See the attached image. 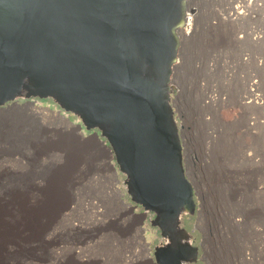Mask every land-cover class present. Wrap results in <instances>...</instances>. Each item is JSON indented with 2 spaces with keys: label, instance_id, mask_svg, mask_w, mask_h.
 <instances>
[{
  "label": "rangeland",
  "instance_id": "374dc122",
  "mask_svg": "<svg viewBox=\"0 0 264 264\" xmlns=\"http://www.w3.org/2000/svg\"><path fill=\"white\" fill-rule=\"evenodd\" d=\"M192 3L194 20L190 36L183 37L176 74L177 109L201 215L183 221L200 247L204 260L199 264H264V65L256 67L257 60L264 63V50L237 44L236 30L220 28L222 0ZM243 54L249 61L242 62ZM225 58L235 68L224 67ZM254 90L262 105L254 100ZM212 93L223 96L218 114L202 103ZM72 138L24 112H0V221L7 219L18 229L19 241L6 259L124 264L135 253L136 264H150L142 259L145 254L154 258V247L164 241L159 229L142 219L141 207L131 211L121 205L112 188L125 202L130 197L114 158L109 160L117 177L99 164L107 158L100 147L92 151L78 145L76 140H84L76 131Z\"/></svg>",
  "mask_w": 264,
  "mask_h": 264
},
{
  "label": "water",
  "instance_id": "95a60500",
  "mask_svg": "<svg viewBox=\"0 0 264 264\" xmlns=\"http://www.w3.org/2000/svg\"><path fill=\"white\" fill-rule=\"evenodd\" d=\"M192 1L0 0V110L51 99L95 130L164 238L153 264L204 260L183 225L200 209L173 97Z\"/></svg>",
  "mask_w": 264,
  "mask_h": 264
},
{
  "label": "bare ground",
  "instance_id": "6f19581e",
  "mask_svg": "<svg viewBox=\"0 0 264 264\" xmlns=\"http://www.w3.org/2000/svg\"><path fill=\"white\" fill-rule=\"evenodd\" d=\"M192 5L193 3L191 4V7L193 11H195L194 6ZM193 20H194L193 14H190L188 17L189 27L182 30V36L184 38H187L188 36H190L188 31H190V28L192 25L191 23ZM220 21H221L220 24H222L220 28L222 30H236L232 36H234L233 40L237 42V44L244 43L245 45L247 43H250L252 46L257 47V49L260 48L264 50V0H222V7L220 9ZM244 45L242 44V48ZM227 59L228 58L224 59L223 66L228 67V68L231 67V69H233V67L235 68V66H233L234 64L231 65L230 61ZM248 59L249 58L246 57L244 54L241 57L242 62L243 61L247 62L249 61ZM256 62H257L256 67L258 69L263 67L264 65L263 61L257 60ZM181 64L182 63H178L175 66V69L178 70ZM255 90L253 91L254 96H255L254 100L256 99L255 101H257L258 105H260V103L262 105V102H260L259 100L262 98L260 95H258L255 92ZM248 98L249 97H247L244 100L245 104L248 102L247 101ZM222 99H223V96H219V95L217 96L214 93L206 94V97L202 99V103H203V106L205 105L206 107L213 109L216 112V114H218V112L220 113L219 105L220 103H222ZM6 111H12V112H17V113L21 111L34 118H40L42 120H45L48 125L59 127L63 132L68 134L70 138L73 137V133L76 131L82 137V141L84 140L88 142L84 143V141L80 142L77 140L75 142L80 146H83L84 144V147L92 151H98L100 147L102 149V152L107 155V158L104 159L99 164L104 165V167L108 165L113 170L114 177H117V174L113 169V165L109 160L111 158L110 151L106 147L105 143L99 140L98 138L94 137V135L93 136L90 135L89 137H86L83 134V130L80 129L78 124L70 122L68 117L65 116L64 114L59 113V111L57 112L56 110H50L48 107L38 105L36 102H27L26 104L22 106H19V107L15 106V108L7 109L5 111L0 110V112H6ZM211 115L214 117L213 114ZM212 116L211 117L206 116V120H212ZM234 117L236 116L234 115ZM89 140H92L94 142L89 141ZM112 189H113V192L114 191L118 192V195H119L118 197H119V201L121 205L124 208L130 209L132 211L133 209L131 208V205L122 200L120 190L115 187ZM0 215H3V214L0 213ZM200 215H201V212H200ZM0 220H1V216H0ZM237 221L239 224H241L242 222V220L240 219H238ZM140 230L143 232L144 231L143 227L140 228ZM39 231H40V228L37 227L36 233H38ZM17 233H18V229L14 225L9 223L7 219H3L2 221H0V264H32L31 262H24V260H20L19 258H13L12 262H9L5 257V254L10 255L8 254V252H10L12 246L19 243L18 239L16 238ZM142 241H143L144 246L147 247L149 243L145 240V237L143 235H142ZM135 252H138V251L135 250ZM77 257L82 262L85 260L84 255L81 252H77ZM138 257L139 255L137 256L135 255V253L133 256H127V258L124 259L125 261L124 264H136L135 261L138 259ZM245 258L248 259L249 257H247L246 255ZM144 259L145 260L142 259V261H147L150 264H153L152 259L148 254H145Z\"/></svg>",
  "mask_w": 264,
  "mask_h": 264
},
{
  "label": "flooded vegetation",
  "instance_id": "af4514ba",
  "mask_svg": "<svg viewBox=\"0 0 264 264\" xmlns=\"http://www.w3.org/2000/svg\"><path fill=\"white\" fill-rule=\"evenodd\" d=\"M178 95V93H175V94H173V97L174 98H176V96ZM20 103H25L26 101H27V99H25V98H23V99H19L18 100ZM39 101H42V102H44V103H50V105L52 106V107H55L57 110L59 109V106L58 105H56L51 99H39ZM63 112V111H62ZM64 113H66L67 115H68V117L70 118V119H72V120H76V119H78V117L77 116H75V115H73V114H69V113H67V112H64ZM81 123V122H80ZM79 124V123H78ZM82 129H83V134L85 135V136H90V135H94V133H95V130H87L84 126H82ZM185 219H190V217H185ZM186 221V220H185ZM185 221L183 222V225L187 228V226H186V223H185ZM192 233V232H191ZM192 236H193V233H192ZM200 263V262H199ZM199 263H197V264H199Z\"/></svg>",
  "mask_w": 264,
  "mask_h": 264
}]
</instances>
